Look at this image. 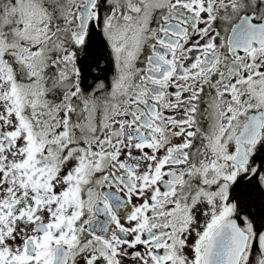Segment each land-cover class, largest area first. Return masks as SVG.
I'll return each mask as SVG.
<instances>
[{"label":"snow or ice","instance_id":"obj_1","mask_svg":"<svg viewBox=\"0 0 264 264\" xmlns=\"http://www.w3.org/2000/svg\"><path fill=\"white\" fill-rule=\"evenodd\" d=\"M0 264H264V0H0Z\"/></svg>","mask_w":264,"mask_h":264}]
</instances>
